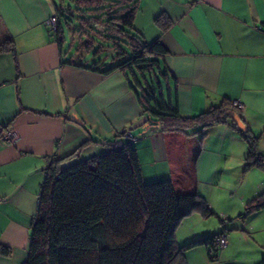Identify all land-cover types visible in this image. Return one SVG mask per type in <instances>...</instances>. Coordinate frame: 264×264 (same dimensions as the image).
I'll use <instances>...</instances> for the list:
<instances>
[{
    "label": "crops",
    "instance_id": "obj_1",
    "mask_svg": "<svg viewBox=\"0 0 264 264\" xmlns=\"http://www.w3.org/2000/svg\"><path fill=\"white\" fill-rule=\"evenodd\" d=\"M57 7L54 0H0V44L14 42L18 63L0 51V264L27 258L49 157L85 143L66 166L102 152L104 143L126 141L136 148L146 182L170 180L181 192L203 196L215 213L183 219L179 245L223 231L228 243L218 262L255 243L256 253L239 264H264V209L239 216L264 192V170L244 171L242 129L226 121L204 136L196 129L160 131L118 71L93 69L74 39L65 53L67 39L62 34L60 43L48 22ZM160 14L170 22L165 30L155 23ZM134 27L146 42L159 37L167 48L165 66L182 115L223 98L240 101L244 125L264 153V0H140ZM8 130L17 133L14 142L3 139ZM185 259L214 262L202 245Z\"/></svg>",
    "mask_w": 264,
    "mask_h": 264
},
{
    "label": "trees",
    "instance_id": "obj_2",
    "mask_svg": "<svg viewBox=\"0 0 264 264\" xmlns=\"http://www.w3.org/2000/svg\"><path fill=\"white\" fill-rule=\"evenodd\" d=\"M72 1L89 12L80 18L82 36L77 35L83 41L79 39L76 45L94 51L93 69L105 74L118 71L124 77L142 110L160 131L196 129L204 136L215 124L231 121L237 125L232 115L244 124L241 109L228 98L194 116L179 112L171 90L175 79L164 61L167 48L159 37L146 42L134 27L140 0ZM56 10L54 30L61 43L62 22L71 31L73 25L61 6ZM155 23L161 30L170 24L163 14L155 18ZM98 36L115 41L116 60L101 57L104 46L95 51L94 37ZM120 38L126 41L128 50L116 44ZM0 51L12 52L18 65L12 40L0 44ZM242 131L247 143L244 171L254 167L264 170V153L258 149V138L248 129ZM84 144L65 157L48 158L23 264H187L185 252L200 245L213 250L208 251L210 261L217 260L218 233L183 245L176 240L178 226L192 213L205 218L215 215L203 196L181 192L170 180L146 182L130 141L104 143L105 149L97 155L64 166ZM261 209L264 192L247 201L239 216Z\"/></svg>",
    "mask_w": 264,
    "mask_h": 264
},
{
    "label": "rangeland",
    "instance_id": "obj_3",
    "mask_svg": "<svg viewBox=\"0 0 264 264\" xmlns=\"http://www.w3.org/2000/svg\"><path fill=\"white\" fill-rule=\"evenodd\" d=\"M55 3L59 6L62 7L63 10H65V14L64 16L69 18L72 21V31L70 30V26H66L65 23L62 22V27H63V34L65 36V39H67L64 43V50L65 53H67V50L69 49V45H71V39H74L75 41L73 42V44H76V41H78V37L80 39V36H82V34L80 33V28L82 26L81 23V19L80 18H85L89 12H86V10H83V7L81 5H78L76 2L72 1V0H54ZM71 10L70 14H73L72 16L68 13V11ZM52 27L54 29L57 28V18H56V22L55 25ZM94 29V26H91ZM77 31L78 33L74 32ZM77 34H79L80 36H78ZM78 36V37H77ZM95 40L97 42H95V44H97V46H94L95 51H98V48L101 46H104V48H102V50L100 51V55L101 57L105 58V59H110L109 61H113L116 60L117 57V50L113 49L115 47V41L114 40H108V39H102L98 36V38L94 37ZM122 40L118 41L116 44L120 45L124 50H128V45L126 43V41L123 38H120ZM83 41V39H81ZM81 47V44L78 46ZM87 54L86 58L84 59V62H86V60H90L89 58H92V56L94 55V51L90 50V51H86L85 52ZM83 58V57H82ZM258 246L255 245V243H252L248 248H249V252L248 250L242 249L240 251H233V252H229L227 253V255L225 256V258L222 259V261L218 262V259L220 258V249L218 250V254H217V260H214L213 264H239V262H241L243 259H247L250 256H253L256 253V250ZM261 253V250H258Z\"/></svg>",
    "mask_w": 264,
    "mask_h": 264
},
{
    "label": "built area",
    "instance_id": "obj_4",
    "mask_svg": "<svg viewBox=\"0 0 264 264\" xmlns=\"http://www.w3.org/2000/svg\"><path fill=\"white\" fill-rule=\"evenodd\" d=\"M56 18H57V16L53 15L48 19V22L51 26L55 25ZM232 104L234 106L238 107L239 109L243 108V104L240 101H237V100L232 101ZM2 137L4 140H6L8 142H14L17 138V133L14 130H8L3 134ZM227 243H228V236H227L226 232L221 231L215 236V247L216 248L221 249V248L225 247L227 245ZM208 251H209V253L213 252L212 249H209Z\"/></svg>",
    "mask_w": 264,
    "mask_h": 264
},
{
    "label": "water",
    "instance_id": "obj_5",
    "mask_svg": "<svg viewBox=\"0 0 264 264\" xmlns=\"http://www.w3.org/2000/svg\"><path fill=\"white\" fill-rule=\"evenodd\" d=\"M232 118L237 123V125L239 126L240 129H242V130L246 129L245 125L239 120V117L237 115H232Z\"/></svg>",
    "mask_w": 264,
    "mask_h": 264
}]
</instances>
